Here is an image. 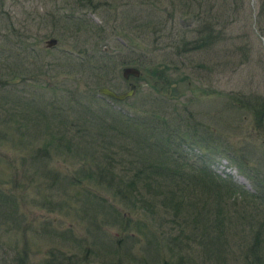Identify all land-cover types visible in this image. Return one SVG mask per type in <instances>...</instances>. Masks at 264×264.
I'll return each mask as SVG.
<instances>
[{
    "label": "rangeland",
    "instance_id": "obj_1",
    "mask_svg": "<svg viewBox=\"0 0 264 264\" xmlns=\"http://www.w3.org/2000/svg\"><path fill=\"white\" fill-rule=\"evenodd\" d=\"M63 1L0 0V48L10 50L12 56L18 54L27 69L36 68L41 60L68 59V55L84 61L82 67L65 62L90 80L86 86L81 77H66L65 85L75 97L86 100L88 89L97 95V89L105 87L119 94L133 86V94L112 103L113 109L155 118L178 112L184 135L188 128L196 134L187 138L191 145L186 154L195 160L203 156L200 164L214 176L231 181L237 192H226L232 195L221 210L215 205L221 198L216 192L225 190L212 185V196L196 190L194 208L184 206L177 217L158 207L153 214L140 207L137 199L123 197L127 178L120 182L119 177L126 173L115 165L149 153L131 141V135L142 138L139 131L126 128L116 137L106 130L107 137H116L112 145L95 137L84 142L83 137L95 133L75 138V144L83 147L76 148V153L94 149L106 156L104 163L111 164L113 174L106 182L94 180V166L73 174L77 161L56 158L46 168L59 172L60 179L50 182L37 176L26 161L29 149H22L26 140L34 144L43 140L42 122L32 124L35 128L26 136L24 128L13 123L20 134L10 133V140L23 145L8 152L0 148V200L14 201V206L11 200L0 205V264H219L209 260L204 244H199V239L215 236V222L227 228L223 262L242 264L239 248L254 236L261 221L259 212L264 210V0H94L98 5L81 11L79 20L103 29L104 40H98L96 52L102 49L115 63L108 65L111 72L103 77L102 72L88 70L103 63L94 56L84 59L78 52L84 47L72 32V37L67 31L61 37L48 36L47 29L33 26L37 15L48 14L57 5L59 9ZM50 39L57 44L47 48L44 42ZM190 40L203 45L189 50L182 41ZM124 67L138 70L139 75L123 79ZM44 72L36 73L34 81L16 79L13 101L26 91L54 99L63 95L55 90L61 87L59 81L48 89V77L63 81L64 76ZM93 80L102 83L96 86ZM61 102L63 96L57 106L50 105L54 110L45 106L48 115L40 109L48 124L64 117L70 102ZM16 105L8 107L18 116ZM102 135L106 140V133ZM197 140H201L199 147L192 144ZM241 216L244 227L232 222Z\"/></svg>",
    "mask_w": 264,
    "mask_h": 264
},
{
    "label": "trees",
    "instance_id": "obj_2",
    "mask_svg": "<svg viewBox=\"0 0 264 264\" xmlns=\"http://www.w3.org/2000/svg\"><path fill=\"white\" fill-rule=\"evenodd\" d=\"M93 1L94 0H75V3L72 4L65 0L63 1V5H60L59 9L57 5L56 9L52 12H48V14L42 16L37 15L36 17L38 19L33 22L35 23L33 26H37V28L42 27L43 30L47 29L46 32L48 36L54 35L56 37H61L66 31L69 33V36H71L70 32H72L75 39L80 40L79 44L84 47L78 50L79 53H83V58L87 59L88 57L94 56L98 58V63H103L98 67L88 66V70L102 72L101 74L103 77L111 72H107L108 65L112 64L114 66L115 64L112 57L106 55V52L102 49L100 52H96L98 51L96 43H98V40H104L103 29L96 28L89 24L86 25L84 20H79L81 11L87 8L94 9V7L98 5V3L97 5L93 4ZM62 9L64 12L59 14V10ZM9 20L10 18H8V21ZM0 22H2L1 19ZM10 25H12L11 21ZM27 26L28 25L24 24V27ZM185 41H182V43L189 45V50L201 48L203 45L199 40H190V42ZM183 51L185 52V47ZM18 57V54L12 56L10 50L8 51L7 49L0 48V148L8 152L13 151L14 146L23 145V141L19 144H14L10 140V133L16 132L20 134L13 126V123H18L20 129L24 128L22 134L24 133L26 136L28 132L31 134L32 130L35 128L32 127V124L36 122L40 125L37 120L42 122L45 131V136L42 138L43 140L35 144L30 140H26L25 145L22 147L23 150L29 149V152L25 154L27 156L26 161L33 168L34 172L38 173L37 176H42L50 182H55L60 179L59 172L54 171L52 168H46V163L50 164L53 162L51 160L56 158L60 159L61 162L64 160L72 162L77 161L79 165L76 167H78V169H76L73 174H77L78 170H82L84 173L87 168L90 169L94 166L97 170L94 180H97L96 182L99 184H101L102 181L106 182V177H113V174L109 169L111 164L104 163L106 161V156L103 152L93 149L90 153H86V151L76 153V148L83 147L75 144L74 140H76L75 138L78 137L79 134L83 136V134L89 132L95 134L89 135L86 139L83 137L84 142L87 140L93 141L95 137V140L97 138L102 139L103 142L106 143L105 145L109 143L113 144V138L118 137L121 130L131 128V132L139 131L142 136V138L137 139L131 135L132 143L139 149L145 148L149 153L139 154L137 156L134 155L133 159L128 162L124 163L122 160H119L115 164L116 168L119 167L126 173L125 176L119 177L120 182L122 178H127V182L123 184L125 190L122 192V195L124 198L126 197L129 200L137 199L140 207L143 206L149 209L150 213L156 214L153 209L154 207H158L172 212V217H177L178 214H181V211H183L184 206L189 205L194 208L195 200L193 194L196 190H201V193L209 192L207 196H212L210 191L212 185L219 186L222 189L224 188V193L216 192L221 197L216 201V204L214 202L218 210H221L224 204L230 201L229 195L232 194L226 193L227 191L237 192L235 187H231V184H229L231 181L222 180L214 176L205 165L200 164L201 162L199 159L203 156H198L197 160L191 156V160L186 154L185 149L188 148V145H191L187 143L186 140H191L190 137L196 136V134L195 132H191V134L190 131H188L191 128H188L186 130L187 137L184 135L178 112L174 116H168L167 113V118H155V116L149 117V115H132L113 109L114 105L112 103L116 104L118 102L98 97L95 92L90 91L91 89L84 91L86 100L81 97L73 96V93L68 89L67 85H65L66 77L71 75L81 77V80L85 82L84 85L87 86L90 84L89 77L85 76L83 72L72 71V67L67 64L71 61L73 64H78L80 67L84 66V61L81 62L77 60L75 56L72 57L68 55V59L59 57L51 58L50 62L41 60L36 64L38 66L33 69H27L23 61L24 59ZM19 60L20 63L18 66L17 61ZM13 61L16 62L13 64ZM130 63L135 64V61L131 60ZM44 71L54 72L56 74L59 72V74L64 76L63 81L57 79L55 76L48 77V82H50V84L48 83V89H53L51 86L56 85V82L59 81L61 84L59 86L61 87H57L55 90L62 92L63 95L54 99V96L44 97L42 94H40V96H35L32 95L31 92L26 91L22 92L23 96L13 101L16 97V91L14 89L16 87L14 86L16 79L19 80L20 77L22 82L34 81L35 74L37 73L39 76L44 75ZM19 73L22 76H19ZM90 76L94 77L92 74H90ZM70 81L71 80H69V82ZM97 81L98 80H93L92 83H95L96 86H100L102 82L97 83ZM62 96L63 102H61V104H63L64 101L67 103L70 102V105L67 106L68 110L65 109L66 113L63 118L59 117L60 119L58 120L53 119L56 121H54L53 124H48L49 121L43 120L45 116L41 117V110L45 111L48 115L45 106L52 109L50 105L54 106L58 104ZM47 100L52 101L47 103ZM10 103L17 104L15 108H19V111H17L18 116L14 114L11 106L8 107ZM62 107L63 105H61V108ZM52 110H54V108ZM50 111L51 110H49V112ZM54 116L57 118L55 113ZM23 121H25L27 127L24 126L22 123ZM106 130L116 137H110V135L107 137L108 134ZM104 132L106 133V140L103 139L102 134H104ZM200 141L201 140L193 141L194 143L192 144L196 146L200 144ZM34 159L38 161L36 165L33 164V161H35ZM26 161L25 163L27 164ZM90 176L91 172L87 177ZM72 182L77 184L76 179H73ZM117 194L121 195L119 191H117ZM143 194L148 196L150 200H146ZM10 200L11 199L4 198L0 200V205L10 202ZM11 202L14 206L13 199ZM259 215H261V221L257 225V228H255L254 236L251 237L249 242L242 244V247L239 248L242 254V258L240 259L242 264H264V210H261ZM243 220L244 218L241 216L239 220H234L232 222L238 223V225L244 227V223H242ZM214 221H216L215 218ZM226 229L227 228L223 227L221 223L215 222V236H207L206 238L199 239L200 246L202 247L204 244L202 249L207 252L208 258L215 263L225 264V262H223V253L228 243L225 238L227 234ZM162 264L175 263L164 262Z\"/></svg>",
    "mask_w": 264,
    "mask_h": 264
},
{
    "label": "water",
    "instance_id": "obj_3",
    "mask_svg": "<svg viewBox=\"0 0 264 264\" xmlns=\"http://www.w3.org/2000/svg\"><path fill=\"white\" fill-rule=\"evenodd\" d=\"M55 44L54 40H47L44 42L45 47L49 48L52 47ZM139 75L138 70L134 68H123L121 71V77L123 79H127L129 76L137 77ZM134 88L133 86H129V89L121 94H116L113 91L107 89V88H99L97 90V93L101 96L107 97L109 99H112L114 101L122 102L125 99L129 98L133 94Z\"/></svg>",
    "mask_w": 264,
    "mask_h": 264
},
{
    "label": "bare ground",
    "instance_id": "obj_4",
    "mask_svg": "<svg viewBox=\"0 0 264 264\" xmlns=\"http://www.w3.org/2000/svg\"><path fill=\"white\" fill-rule=\"evenodd\" d=\"M50 40H54V41H55V44L52 46V47H55L56 44H57V41H56L55 39H50ZM52 47H49V48H52ZM201 165H204V164H201ZM207 168H208V167H207ZM171 255H172V254H171ZM171 255H170V256H171ZM178 257H179V256H178ZM176 258H177V257H176ZM176 258H175V259H176ZM179 259H180V258H179ZM177 260H178V259H177ZM209 260H210V259H209ZM174 261H175V260H174ZM179 262H180V261H179ZM187 262H188V261H187ZM174 263H175V262H174ZM177 263H178V261H177ZM177 263H176V264H177Z\"/></svg>",
    "mask_w": 264,
    "mask_h": 264
}]
</instances>
